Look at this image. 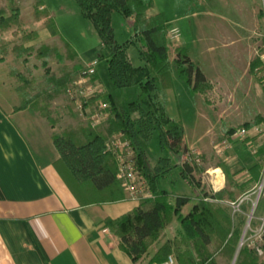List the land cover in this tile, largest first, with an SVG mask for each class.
Returning <instances> with one entry per match:
<instances>
[{"label": "trees", "instance_id": "obj_1", "mask_svg": "<svg viewBox=\"0 0 264 264\" xmlns=\"http://www.w3.org/2000/svg\"><path fill=\"white\" fill-rule=\"evenodd\" d=\"M12 0L11 3H15ZM82 13L90 19L101 37V50L98 61H105L109 79L114 89L140 86L141 93L137 100L129 104V110H122L113 94L102 90L85 99L84 108L93 107L95 111L101 100L109 103L105 110L108 112L106 125L80 126L69 128L61 133H53V140L61 153L55 165L65 178L71 189L83 205L120 202L126 199L122 182L118 179L119 164L115 153L106 150L107 140L115 134L122 133L130 140L136 153V162L140 174L146 179L151 197L140 199V205L133 211L118 218H107L103 227H109L121 239V247L138 261L149 252L150 246L161 235V232L173 221L177 215L184 228V233L178 237L167 240L151 259V264L165 261L168 256L175 253L180 264H219L210 253L203 260H196L192 246L204 247L216 242L219 248L232 252L236 251L242 236L244 220L237 224L234 220L231 207L201 201L192 212L184 216L181 211L185 204L191 200L189 195H180L173 205L169 202V192L163 188L162 180L165 169L171 165L172 158L162 157L160 164L164 167L152 169L143 141L150 140L155 131H158L159 142L162 148H168L172 153L189 152L185 146V128L183 124L173 119L160 100L159 91L173 86V69H176L192 92L205 91L208 87V78L202 68L195 63L185 48L179 47L176 57L171 59L168 44L169 20L163 12L149 16L147 11L154 6V0H77ZM35 13L38 19L45 18L46 28L53 36L59 34L52 15L47 12L44 0H35ZM43 5L44 8L39 7ZM12 14L6 15L0 10V27L6 29L10 26H22L21 9L12 6ZM114 11H119L133 19L134 36L124 43L115 40L111 18ZM37 32L24 35V40H33ZM65 40V39H64ZM66 46L71 50L72 57H77L69 41ZM139 45L143 65L135 66L128 56L130 45ZM62 55L61 50L50 45H42L38 49L39 58L50 57L53 54ZM45 61V59H44ZM44 64H46L44 62ZM264 66V61L258 58L252 63L251 71ZM90 67L76 64L72 68L65 66L61 74L47 71L46 83L37 93L29 96V81L19 85L18 90L25 91L28 97L17 109L32 107L43 117L54 123L51 101L70 91V85L86 72ZM101 81L99 74L93 75V80ZM22 80V79H21ZM102 82V81H101ZM30 83V82H29ZM96 105V106H95ZM93 111V112H94ZM264 122L258 117L255 123L246 122L244 127L250 129L254 124ZM235 127L229 129L233 134ZM264 147L259 149V153ZM175 164L173 167H178ZM226 169V165L221 163ZM262 163L252 167L251 182H258L261 176ZM196 166L183 163L180 168L181 175L191 184L200 185L195 171ZM202 171V169H198ZM228 179L233 180L228 173ZM249 181V184H250ZM248 184L242 185L245 190ZM228 196L236 201V194L229 190L218 192H204V196L223 199ZM216 239V240H215ZM218 239V240H217ZM192 240V241H191ZM264 240V234H263ZM237 264H263L260 263L259 253L255 246L244 244L238 256Z\"/></svg>", "mask_w": 264, "mask_h": 264}, {"label": "rangeland", "instance_id": "obj_2", "mask_svg": "<svg viewBox=\"0 0 264 264\" xmlns=\"http://www.w3.org/2000/svg\"><path fill=\"white\" fill-rule=\"evenodd\" d=\"M11 2L12 0H0V10H5L6 15H11L12 6H19L22 26L12 25L6 29L0 27V69L6 73L10 71L17 86L27 84L24 81L27 79L30 82L29 96L47 85V71L61 74L65 66L72 68L81 64L90 67L94 61L98 62L94 60L90 63L93 58L99 59L101 37L93 22L83 15L77 0H44L46 10L52 15L59 31L56 36L46 28L45 21L40 22L37 18L35 0ZM150 11L152 14L163 12L169 20L168 44L171 59H174L179 47L185 48L208 78L205 91L192 92L177 70L173 69V86L159 91L160 100L166 105L167 113L183 120L188 137L196 140L201 136L204 143L208 142L206 151L201 150L199 153L197 149L189 150L185 155L192 157V165L202 169L196 174L197 177L204 179L203 171L206 168L213 169L221 163L226 164L229 169L233 165L232 168L237 171L257 159L262 160L264 164V153L257 157L259 149L264 147V122L254 124L252 128H256L237 138L239 141L236 143L229 141L230 128L239 130L244 128L246 122L255 123L258 117L264 118V66L251 71L255 60L260 58L264 61V0H154ZM131 19L119 11L112 13L111 24L118 43H124L134 36ZM173 27L180 30L179 40L171 38ZM32 32H37L38 36L33 40H24V35ZM64 39L71 43L83 59L79 55L72 57ZM45 44L60 49L63 56L54 53L50 57L39 58L38 49ZM127 53L135 66L145 63L140 56L139 45H130ZM105 63L100 61L98 70L104 67ZM10 77L7 76L5 81L9 85ZM93 82L99 85L101 90L104 89L101 81L96 82L94 79ZM70 87V91L51 101L52 114L56 119L54 133L92 125V104L84 109L77 107L80 97H76V103V99L72 97L78 93V88H75L73 83ZM20 92L23 98L28 97L25 91ZM140 93V86H131L114 89L113 97L122 110L128 111L129 104L137 100ZM101 125H106V121ZM158 134V131H155L150 140L143 141V147L150 160L152 161L153 157H170L173 162L178 163L177 155L169 153L168 148L161 147ZM227 140L229 142H226ZM197 154L201 159L199 162L195 161ZM226 157H229L230 162L225 161ZM185 159L183 162L187 161ZM172 172L171 182L181 186L185 182L181 171L174 168ZM263 179L264 171L262 180L255 187L254 201L256 197L264 195ZM239 193L237 191V196H240ZM240 198L246 199L247 196L242 195ZM256 207L255 213L258 217L264 212V200H260ZM240 212L234 218L236 224L240 220ZM254 218L255 215L250 226L247 223L248 217L244 219L241 239L243 238L245 244L250 243L247 238L255 233L251 230L252 227L257 229L259 235L264 234V220ZM257 237L255 243L264 247L263 238ZM240 242L237 250L232 252L219 248L216 242L207 249L194 246L191 249L196 260L203 261L211 253L219 264H237L241 251L240 249L236 258ZM170 255L175 256L180 264L175 253ZM259 259L260 263L264 264V254H259Z\"/></svg>", "mask_w": 264, "mask_h": 264}, {"label": "crops", "instance_id": "obj_3", "mask_svg": "<svg viewBox=\"0 0 264 264\" xmlns=\"http://www.w3.org/2000/svg\"><path fill=\"white\" fill-rule=\"evenodd\" d=\"M150 9L147 14L154 15ZM44 21V18L40 19V22ZM130 22L133 25V19ZM94 60L98 59L93 58L90 63ZM99 63L98 61L96 71L102 81V90L113 94L114 88L109 80L106 63L98 70ZM7 76H11V85L5 82ZM23 99L13 74L0 69V264H151V259L167 240L184 233L181 221L174 215L173 221L150 246L149 252L135 261L121 247L120 237L109 227H103V223L107 218L115 219L133 211L140 205V198L131 197L125 191L126 199L120 202L81 204L55 165V161L61 157L53 140L55 123L32 107L17 109ZM171 117L183 124L184 144L189 150L197 149L199 153L207 150L208 142L204 143L201 136L196 140L189 138L183 120ZM236 139H233L232 134L229 137L231 143L239 141ZM146 153L152 169L166 166L160 164L162 157H153L151 161L147 151ZM169 153L172 152L169 150ZM263 153L264 151L258 152L257 157ZM173 154L178 156L179 162L172 160L170 166L161 169L165 171L162 186L169 192V202L173 205L178 196H191V200L182 208L184 216L189 215L203 200L230 207L227 202L232 199L227 195L223 199L204 196V192L229 190L236 194L237 200L242 195L247 196L240 205V220L248 217L249 226L254 215V220H264V212L258 217L255 213L256 205L264 200V195L253 200L255 187L263 177L262 160H254L238 171L232 168L233 165L229 169L226 164V169L221 164L213 169L206 168L203 169L204 179L197 177L199 170L196 168L195 175L200 185L191 184L185 179L178 186L174 181L171 182L172 171L174 168L180 170L187 153ZM225 161L230 162L229 157ZM258 163L263 164L260 180L251 182L253 176L250 169ZM175 164L179 166L172 168ZM228 173L231 174L233 183L228 179ZM246 184L249 186L245 190L241 189ZM237 191L240 196H237ZM238 212L234 213L232 209L234 218ZM251 230L255 233L257 231L253 227Z\"/></svg>", "mask_w": 264, "mask_h": 264}, {"label": "built area", "instance_id": "obj_4", "mask_svg": "<svg viewBox=\"0 0 264 264\" xmlns=\"http://www.w3.org/2000/svg\"><path fill=\"white\" fill-rule=\"evenodd\" d=\"M171 38L172 40H179L180 38V30L177 27H173L171 29ZM97 64L96 61L90 65V68L84 72L83 75H81L77 81L73 84L75 88H78V93H76L72 98L76 99V97H80V103H77V107L84 109V102L83 99L90 98L91 96L95 95L96 93L101 92L102 90L99 88V85L93 82V75L97 72L95 65ZM97 82V81H96ZM109 107V103L101 100L98 104V107L96 110L92 113L90 116L91 123L93 127H96L100 124H102L104 121L108 118V113L105 111ZM249 132V129L242 128L237 130L235 133L232 134L233 139L240 138L247 134ZM111 140V141H110ZM107 143L106 150L112 151L116 154L118 164H119V173H118V179L122 182V185L124 186L125 191L130 194L131 197L134 198H143V197H150L152 196V192L148 189V183L146 179L140 174L137 162H136V153L134 150V147L132 146L130 140L124 138V134H115ZM226 142H229L228 140ZM191 158L189 156H186V159L188 163H191ZM185 161L184 163H186ZM195 161L199 162L201 161L200 156L197 154L195 156ZM244 201V198H240L236 201L229 200L227 203L230 207H232L234 213L238 212L240 210V205ZM263 230V228H262ZM105 231H108V229H105ZM256 231L254 236H250L248 238V241L250 243H247L249 245H253L257 248V251L260 255L264 254L263 247L260 243H255L256 239H258L257 236H259L261 239L263 236L259 235L260 233H257ZM245 244V242H244ZM157 264H178L177 258L173 255H169L168 258Z\"/></svg>", "mask_w": 264, "mask_h": 264}, {"label": "water", "instance_id": "obj_5", "mask_svg": "<svg viewBox=\"0 0 264 264\" xmlns=\"http://www.w3.org/2000/svg\"><path fill=\"white\" fill-rule=\"evenodd\" d=\"M263 183H264V181H263ZM243 244H244V240H243V238H242V239H241V242H240V245H239V248H238V252H237L236 258H237V256H238L239 251H240L241 247L243 246Z\"/></svg>", "mask_w": 264, "mask_h": 264}, {"label": "bare ground", "instance_id": "obj_6", "mask_svg": "<svg viewBox=\"0 0 264 264\" xmlns=\"http://www.w3.org/2000/svg\"><path fill=\"white\" fill-rule=\"evenodd\" d=\"M219 171V170H218ZM217 177V176H216ZM219 179V178H218ZM220 179H222V178H220ZM220 181V180H219ZM217 184V183H216Z\"/></svg>", "mask_w": 264, "mask_h": 264}]
</instances>
